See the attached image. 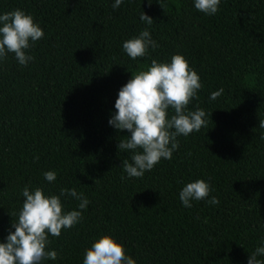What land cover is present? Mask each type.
<instances>
[{"label":"trees","instance_id":"16d2710c","mask_svg":"<svg viewBox=\"0 0 264 264\" xmlns=\"http://www.w3.org/2000/svg\"><path fill=\"white\" fill-rule=\"evenodd\" d=\"M112 2L0 0V11L30 12L44 32L26 65L12 53L0 61V239L26 184L53 193L76 187L89 204L78 223L49 236L58 255L42 264H82L105 232L139 264H246L264 236V0H221L213 15L193 0H123L116 9ZM144 27L158 47L131 59L122 42ZM177 52L202 84L187 107L210 117L177 137L171 159L128 177L120 165L130 150L117 148L127 130L107 122L118 89L153 58ZM50 169L53 182L43 177ZM197 177L209 181L218 204L207 197L181 204L179 190ZM64 203L72 209L78 201Z\"/></svg>","mask_w":264,"mask_h":264},{"label":"clouds","instance_id":"9594fccd","mask_svg":"<svg viewBox=\"0 0 264 264\" xmlns=\"http://www.w3.org/2000/svg\"><path fill=\"white\" fill-rule=\"evenodd\" d=\"M152 0H148L150 4ZM221 0H193V6L206 15L217 12ZM123 0H113L111 7L118 8ZM145 25H151L153 18L145 12L139 14ZM44 35L39 21L32 13L21 8L0 11V61L14 55L20 65L33 60L29 49ZM122 50L131 59L143 57L149 48L158 47L148 27L122 42ZM110 69V68H109ZM108 69V70H109ZM202 87L199 74L192 68L182 53H173L167 60L153 58L150 64L135 74L118 89L114 111H110L108 124L117 130H127L117 148L129 152L130 160L121 163L128 177H140L150 171L162 158L171 159L178 148V136H188L206 125L210 113L203 108L194 110L187 106L198 95ZM223 88L209 94L215 100ZM264 128V121L259 122ZM259 138L264 140V133ZM38 158V157H34ZM55 170H46L43 177L48 182L56 180ZM212 191L208 180L197 177L185 182L178 193L184 207H191L193 201L205 200L218 204V197L209 196ZM23 198L11 221V230L0 239V264H42L45 260L55 261L58 252L48 247L49 236H59L62 229H68L79 222L82 211L89 204L83 192L76 187H61L58 193L48 192L43 186L25 185L20 190ZM78 203L68 209L67 198ZM264 228V222L260 225ZM82 264H139L126 252L124 243L109 232L98 235L86 247ZM246 264H264V236L250 252Z\"/></svg>","mask_w":264,"mask_h":264}]
</instances>
